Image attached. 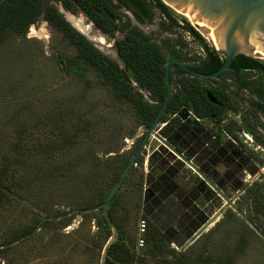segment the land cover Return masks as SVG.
Here are the masks:
<instances>
[{"label": "trees", "instance_id": "16d2710c", "mask_svg": "<svg viewBox=\"0 0 264 264\" xmlns=\"http://www.w3.org/2000/svg\"><path fill=\"white\" fill-rule=\"evenodd\" d=\"M59 1L73 14L78 10L82 11L107 36H114L116 31L124 32L130 26V20L124 19L120 7L127 8L139 19L143 14L150 16V10L154 6L167 10L161 0ZM41 15L76 49L85 68L92 69L96 74L100 86L111 87L123 97L134 118L147 128L166 94V59L158 46L135 28L127 33L126 38H118L117 53L127 71L125 78L113 59L94 47L65 20L55 6L45 5L44 0H5L1 4L0 46L24 38L29 27ZM205 48L208 61L202 66V70L211 73L223 64L225 56L214 49L209 51L208 46ZM248 72H258L262 79L251 81L247 76ZM223 74H227L236 83L237 93L247 90L252 95H257L259 99L254 104L264 112L262 61L238 55ZM86 82L88 84V80ZM189 82L191 81L187 78L179 79L160 120L168 123L164 128V136L170 142L177 138L183 142L186 138V141L192 143L193 149L202 153L208 141L205 131H212L219 141H223L227 135L236 136L235 128L232 129L235 121H230L218 132L211 129L194 130V135L189 134L188 138L187 124L193 123L195 118L215 121L223 119L228 112L239 114L240 103L231 99V96H235L234 93L227 92L224 88L211 87V93L223 104L220 107L208 99L201 86L196 83L189 85ZM23 84V80H11L7 83L0 81V85L16 92ZM49 88L41 90L39 97H15L11 102L7 101L8 105H0L2 109H6L0 115V214L4 213L7 218L14 215V222L25 217L26 208L33 214L30 225L18 228L12 220L1 219L0 260L7 258L8 264H21L23 259V263H26L30 259L43 261L56 256L55 260L58 262L55 264H75L77 254L81 259L89 256V264H93L94 260L100 263L103 247L112 235V228L100 210L91 209L103 202L133 153L121 152L119 141L125 136L132 137L134 130L124 132L119 121L107 120L96 113L90 115L87 108H79L70 98L62 99L51 95L48 93ZM140 89L148 92L154 103L146 100ZM191 105L195 106L194 115L189 119L182 118L186 116L184 107L189 108ZM240 117L246 119V130L264 147V138L255 135L250 127V119L244 114ZM190 127V130L193 129L192 125ZM237 129L241 127L237 126ZM206 152L205 150V154ZM140 162L141 158L135 163ZM137 171V167L133 165L108 206L107 214L116 226L118 236L109 245L104 264H233L247 248L250 236L257 234L240 218L235 242L232 245L220 243L217 254L208 246H204L202 252L195 256L176 252L170 244L176 243L182 248V242L178 240L181 231L188 232L192 224L196 225L197 230L207 218L201 213H195L191 224L184 223L182 217L189 209L185 206L189 201L183 206L180 203L185 202V197L189 194L174 193L177 180L170 181L165 174L152 179L148 189L143 192V198L127 201L121 194L122 189ZM198 185L194 181L191 184L193 188ZM134 186L141 188L142 180L139 179ZM180 186L184 187V183ZM243 188L250 202L247 217L264 234V227L261 225L264 220V176L261 181H255L250 186L245 184ZM149 189L162 201L157 211L147 208ZM193 196L197 197V194ZM173 202L175 205H172ZM14 212L20 213L21 217ZM77 214L81 215L77 228L67 234L61 233L60 230ZM140 214L146 220V228L141 235L144 245L138 249L137 217ZM176 220L177 223L174 224ZM91 221H94L96 227L93 232L86 230ZM164 226H167L166 230H162ZM44 231L51 232V235L45 242L46 245L40 246L34 238ZM25 243H31V246L27 254L22 255L17 248ZM51 250L54 252L47 255L46 251Z\"/></svg>", "mask_w": 264, "mask_h": 264}, {"label": "rangeland", "instance_id": "374dc122", "mask_svg": "<svg viewBox=\"0 0 264 264\" xmlns=\"http://www.w3.org/2000/svg\"><path fill=\"white\" fill-rule=\"evenodd\" d=\"M44 3L46 5L55 6L57 9L62 10L64 14H66L65 12H70L59 0H44ZM167 8L171 10L176 18L182 17L189 25L193 26L190 20L182 13L169 6H167ZM119 9L122 15L125 16L124 19L128 18L130 20V25H139L143 32L150 36L155 42L161 43L164 38L179 40L182 43L193 41L189 33L177 27L170 32H164L161 29V22L163 20L157 12L153 20L145 24H139L134 19L130 10L125 7H120ZM74 15H81L87 23L89 22L88 24H92L82 11L78 10ZM93 27L94 31L101 35L105 41L102 46L95 43L94 45L99 48H97L99 51L113 59L121 68L123 75L127 78V71L123 62L118 58L116 51V40L122 37L121 33L115 32L114 36H107L102 34L95 25H93ZM202 38L205 43L209 45L207 37L202 36ZM191 49L192 51L202 53L199 49V45L195 43L191 44ZM163 50V53L167 54V51L165 49ZM256 59L264 63L263 58ZM81 61L76 49L69 44L60 31L45 21L43 15H41L38 20L29 27L24 38L0 46V81L7 83L11 82V80H23L25 83L22 87L19 86L18 92L8 89L7 86L0 85V105H8L7 103L11 102L13 100L12 98L15 97L24 98L26 95L39 97L41 95V90L50 87L48 93L62 99L70 98L79 108H87L90 111V115L96 113L103 115L107 120L119 121L124 132L134 130L132 138L125 136V138L119 141L122 147L121 152L129 153V148L132 146L135 138L143 133L142 125L134 118L128 102L123 97H120L111 87L100 86L94 71L85 68ZM247 76L251 81L262 79V76L258 72H248ZM86 80H88V84ZM207 83L210 84L209 82ZM141 92L145 99H149L148 92L144 90H141ZM238 98L240 99V114H244L247 118L246 112L249 116L248 120L250 119V127L255 135L258 138H264V112L259 110L254 104L259 97L247 93L246 91H241ZM3 110L6 109L0 107L1 116L3 115ZM184 117L185 116H182V118ZM223 118V121L205 119L202 120V123L207 129L216 131L225 127L230 121H236L235 125L232 127V129L235 128L234 134L236 135L233 137L235 140L234 145L243 151V158L238 161L240 166H238L239 184L234 193L227 194V199L214 196V200L209 201L203 196L197 199V205H193L194 208H189L184 212L185 215H182V219L184 223L189 224L195 216V213H201L205 218L209 219L223 205L227 203L230 204L229 207L222 211L217 220L196 239L197 241L195 240L196 242L188 248L183 250V248L179 247L176 243L170 244V247L176 252L181 251V253L189 256L198 255L202 252L204 246H208L209 249H212V251L217 254L220 243H230L232 245L235 242L237 229L239 227L238 224L242 217L240 213L247 216L250 206L246 193H241L240 189L243 188L244 184L250 186L255 181H261L264 176V147L258 144L254 136L246 130V119L238 116V113H228ZM161 125H163V123L159 126ZM237 126H240L241 129L236 130ZM158 144L159 142L154 138H150L148 141L144 149L145 152L143 153L142 164L137 165V173L131 176L130 180L122 189L121 194L127 201L129 199L143 198L145 188H147L152 179H154L156 173L159 172L156 169L157 159L150 160L152 153L158 149ZM161 152L163 151L161 150ZM184 171L185 172H182V178L179 180L182 179L185 181L187 180V176L193 175L188 168ZM139 179L142 180V187L136 188L134 183L138 182ZM174 197L176 196L174 195ZM234 205L237 206V211L240 210V213H236V211L232 209ZM24 213L25 217H21L20 213L14 212L15 215L21 217V219L16 222L13 221L14 215H10V217L7 218L4 213H1L0 221L5 218H7V221L12 220L17 228L30 225L33 221V214L30 212L29 208H26ZM21 214L23 213L21 212ZM140 219H142L141 214L137 217V223ZM80 221L81 215H75L70 223L61 229L60 232L66 234L72 232L80 224ZM261 225L264 227V220L261 221ZM195 226V224H192L188 232L179 229V232L181 231L182 233L178 236V240L182 242V245L195 232ZM87 229L92 232L96 229L94 221L87 224L86 230ZM166 229L167 226L162 228V230ZM176 229L178 230V228ZM262 234V231L259 230L257 234L250 236L247 248L236 258L233 264H264V236H262ZM50 235L51 232L44 231L43 233H39L34 240H36L35 242H38L40 246H45V242H47ZM74 236L77 235L75 234ZM139 237L141 236H138V238ZM30 246L31 243L22 244L17 248V251L25 255ZM36 246L38 245L36 244ZM53 252V250L46 251V254L50 256ZM49 256L48 258H50ZM75 256H77L75 264H89V256L82 257V259L80 255L76 254ZM52 258L53 259L43 261L30 259V261L26 263H23L25 260L23 259V261L21 260V264H55L56 261L58 262V260H55L56 256ZM92 263L99 264L95 260L92 261ZM0 264H8V259L1 258Z\"/></svg>", "mask_w": 264, "mask_h": 264}, {"label": "flooded vegetation", "instance_id": "af4514ba", "mask_svg": "<svg viewBox=\"0 0 264 264\" xmlns=\"http://www.w3.org/2000/svg\"><path fill=\"white\" fill-rule=\"evenodd\" d=\"M156 12L160 14V16L163 20L161 22V29L164 32H170V31L174 30V28L177 27L180 30H184L187 33H189L192 36L193 41H190L189 43H182L179 40L164 38L163 41H161V43L155 42L150 36L146 35L143 32V30L139 27V25H132V24L124 32H119V31H116V32L121 33L122 37H120V38H126L127 33L130 30H133V28H135L137 31H139L142 34H144L145 36H147L153 43H155L158 46L162 55L165 57L166 62L169 59L175 58V59H178L180 61H183L187 65V67H189L190 69L195 70L197 72L205 73L202 70V66L206 63V61H208L207 57H206L207 55H206V48H205L208 45L205 43L201 34L196 30V28L189 25V23H187V21L184 18H182V17L176 18L170 9L167 8L166 11L160 10L156 6L151 8L150 16L143 14L141 19L136 17L132 12L131 13H132L134 19L137 21V23L145 24V23L153 20V17L155 16ZM192 43L199 45V49L202 53L192 51V49H191ZM208 48H209V51H213V48H210L209 46H208ZM163 49H165L167 51V54L163 53V51H164ZM116 51H117V46H116ZM117 55H118V53H117ZM118 58L120 59V61H123L119 56H118ZM210 61H212V60H210ZM181 78L189 79L191 81L188 83L189 85L196 83L199 86H201L204 89V92L207 95L208 99L212 103H215V104L219 105L220 107H222L223 104L220 103L219 100L211 93V91H210L211 87H217L219 89L224 88L227 90V92L234 93L235 96H231V99L237 100L240 103V99L238 98L240 92L237 93L238 90H237L236 83L232 80V78H229V76L227 74H221L220 76H218L217 78H214V79H206V78H200L194 74H191L188 71L181 69L177 65H171L170 81L172 84V92L175 91L176 86H178V84H179L178 83L179 79H181ZM207 82H209L210 84H208ZM140 91H141V89H140ZM242 91H246L247 93H249L247 90H242ZM172 92H171V94H172ZM148 95H149V93H148ZM146 100H148L151 103H154V101L151 100L150 98L146 99ZM189 102H190V100H189ZM247 106H248V104H247ZM184 108L186 109L185 118H188V119L191 118V116L194 115L193 113L195 110V106L191 105V106H189V108L188 107H184ZM228 113H234V112H228ZM245 114L247 115V118H249V116L246 112H245ZM240 115L241 114L239 112L238 116H240ZM223 119H217L215 121H223ZM202 120H205V118L204 119L195 118V121L193 123L191 122L190 124H187L189 127H190V125H192V128H193L190 130L191 127L190 128L187 127V131L190 132V133L187 132V138H188V136H190L189 134L194 135L193 134L194 130H198V129H200V130L205 129L206 130L207 129L206 127H204ZM161 123H163V125L159 126ZM167 125H168V123L161 122V120H159L158 126L156 127L155 131L158 133L159 136L164 138L166 143L168 145H170L173 148V150L170 149L168 146L162 144L156 137L151 136L150 138H154L155 140H157L159 142V144H158V149L152 153L150 160H153V159L156 160L157 159V161H158L156 169L159 172L156 173L155 178L158 177L160 174L161 175L165 174V176H167L168 180H170V181H175V179H176L178 184H175V186L173 188L174 193L176 192L179 194L180 193L189 194L188 197H185V202L180 203L181 206H183L185 203H187L189 201L187 204H185L186 208H187V206L189 208H194L193 205H197L196 204L197 199H199L203 196H204V198H207L209 201H213L215 198L214 196H218V197L227 199L228 198L227 194H232V193H234V191L237 190V186L239 184V175H238L239 174V171H238L239 163H238V161L243 158V151L241 149H239L236 145H234L235 140L233 139V136L226 134L228 138L226 137L223 141H219L214 136L215 134L212 133V131H210V132L207 131L208 133L205 131L204 134L205 135L207 134L206 137H207L208 141L205 143V146L203 147L202 153H201L199 150L193 149L192 143L189 141H186V138L183 140V142H181L178 138H177V140H175L177 142H175V141L170 142L164 136L165 135L164 134V128ZM227 125L228 124H226L225 126H227ZM142 127H143V133H141V135H139L135 138L134 142L132 143V146L129 148V151H133V153L137 149L139 143L141 142L144 134L146 133V131L148 129V127L146 128L144 125H142ZM220 129H222V128H220ZM220 129L216 130L215 132L220 131ZM132 137H130V138H132ZM150 138L148 139V141L150 140ZM148 141H147L146 145L148 144ZM146 145H145L144 149L146 148ZM144 149L142 150V153L140 154V156L137 158V159L141 158V162L139 164H142V159H143V155H144L143 153L145 152ZM161 150L163 152H161ZM205 150L207 151L206 152L207 155L205 154ZM188 161L196 169H194L191 165H189ZM137 165H138L137 163L134 164V166H136V167H137ZM186 168L191 170L193 175L187 176V180H185V181H183L182 179L179 180L180 178H182V175H183L182 172H185L184 170H186ZM187 172H188V170H187ZM193 181L197 182L199 184L198 187L193 188L191 186ZM182 183H184V187L181 188L180 184H182ZM148 186H147V188H145V190L148 189ZM197 190H198V192H197ZM149 192H150V189H149ZM240 192L241 193L244 192V188H241ZM195 193L197 194V197L193 196V194H195ZM147 203H148L147 208L150 209V211H157V209H158V207H160L162 201L156 195V193L151 190V192L148 194ZM227 204H228L227 207H229L230 204L229 203H227ZM172 205H175L174 202L172 203ZM232 209H234L236 211V213H239V211H237L238 208L236 205H234L232 207ZM244 216L247 219H249L246 215H244ZM241 218H243L245 220L244 217H241ZM245 222L247 223L246 220H245ZM175 223H177V220L174 222V224ZM249 227H250V225H249ZM250 228L253 229L252 227H250ZM256 233H258V232H256ZM262 236H264V234H262Z\"/></svg>", "mask_w": 264, "mask_h": 264}, {"label": "water", "instance_id": "95a60500", "mask_svg": "<svg viewBox=\"0 0 264 264\" xmlns=\"http://www.w3.org/2000/svg\"><path fill=\"white\" fill-rule=\"evenodd\" d=\"M5 0H0V6ZM166 6L182 13L183 15L195 20L196 22L206 26L208 34L209 47L224 54L225 60L223 64L211 73H202L190 69L187 65L178 59H169L165 64L166 78V94L160 109L157 111L153 121L144 134L135 152L130 156L124 165L118 179L110 187L103 202L91 210H100L107 223L112 228V235L105 243L99 264H104L106 251L111 243H113L118 231L114 223L107 214V209L115 194L123 185L131 167L135 164L137 158L142 153L148 139L156 137L162 144L173 148L166 143L164 138L155 131L158 126L161 115L169 101L172 92V84L170 81L171 65H177L181 69L188 71L200 78L214 79L226 72L232 60L238 55L249 56L253 58H262L261 53H255V50L264 53V0H161ZM58 11L63 15L65 20L80 34H82L94 47L93 42L82 32H80L66 17L62 10ZM69 11V10H68ZM92 22V21H91ZM94 25V23L92 22ZM194 26V25H193ZM202 35L203 27L194 26ZM203 36V35H202ZM99 49V48H98ZM178 154V153H177ZM188 164L196 169L189 161ZM222 195V194H221ZM228 206L223 205L209 219H207L192 235L186 240L182 248L185 249L191 245L201 234H203L221 215L222 211ZM240 213V212H239ZM247 223L256 232L258 228L247 219L242 213Z\"/></svg>", "mask_w": 264, "mask_h": 264}, {"label": "bare ground", "instance_id": "6f19581e", "mask_svg": "<svg viewBox=\"0 0 264 264\" xmlns=\"http://www.w3.org/2000/svg\"><path fill=\"white\" fill-rule=\"evenodd\" d=\"M66 14V17L67 19L82 33H84L91 42L99 45V46H102L104 44V39L101 35L97 34V32L94 31V27L92 24H88L85 19L80 15H74L72 13H67L65 12ZM185 16V15H184ZM187 17V16H186ZM191 24L194 25V26H197V27H203L205 30L202 31V35L203 36H206L207 39H208V34H207V28L206 26L196 22L195 20L187 17ZM95 32V34L93 35V33ZM209 40V39H208ZM255 53H261L262 55V58L264 59V53L261 52V51H258V50H255Z\"/></svg>", "mask_w": 264, "mask_h": 264}, {"label": "built area", "instance_id": "2783aa9c", "mask_svg": "<svg viewBox=\"0 0 264 264\" xmlns=\"http://www.w3.org/2000/svg\"><path fill=\"white\" fill-rule=\"evenodd\" d=\"M138 233H139V236H141L144 232H145V228H146V220L144 218L140 219L138 221ZM144 245V239L142 237H139L137 239V247L140 248V247H143Z\"/></svg>", "mask_w": 264, "mask_h": 264}]
</instances>
